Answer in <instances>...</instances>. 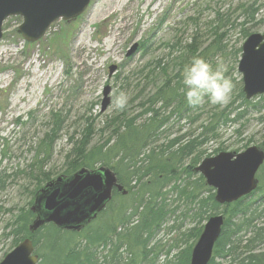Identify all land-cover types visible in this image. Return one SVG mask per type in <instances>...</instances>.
I'll return each instance as SVG.
<instances>
[{
    "label": "trees",
    "instance_id": "trees-1",
    "mask_svg": "<svg viewBox=\"0 0 264 264\" xmlns=\"http://www.w3.org/2000/svg\"><path fill=\"white\" fill-rule=\"evenodd\" d=\"M253 5L242 8L244 20L240 22L218 13L210 25L211 38L199 28L190 42H172L177 56L167 62L157 58L133 72L137 75L132 88L135 94L124 110L105 120L101 131L109 136L104 143L93 145L95 127L90 117H86L84 127L69 136L63 175L70 176L81 168L107 166L129 188V194L115 193L106 209L81 231L62 230L50 223L32 232L35 214L29 206L38 191L34 193L35 189L27 207L9 227L13 247L30 237L39 255L38 264H190L191 250L204 222L222 214L224 225L210 264H264V253H257L264 245V163L257 188L224 205L216 201L214 189L195 171L207 157L202 147L219 135L221 127L239 123L248 112L264 113V95L247 100L238 86L236 99L230 104L204 112L205 104H187L180 76L191 57H204L213 63L217 55L224 53L229 29L255 21L260 6ZM243 30L247 38L251 33L245 27ZM241 51V47L233 51L238 60ZM166 110H170L167 115ZM194 111L196 115H191ZM204 114L209 117L203 121ZM173 117L177 122L192 117L191 122H200V131L196 134L193 129L169 138ZM51 118L48 131L37 140L34 150L30 147L35 151L31 162L10 174L7 169L0 171V191L5 190L11 177L22 178L40 189L57 176L49 164L66 117L56 112ZM259 147L264 150V140ZM133 179L134 185L130 184ZM116 196L120 201L114 205ZM180 210L181 215H177ZM188 218L196 225L184 231L183 222L172 225L170 230L175 229L178 237L166 247L158 243V235L171 219Z\"/></svg>",
    "mask_w": 264,
    "mask_h": 264
},
{
    "label": "rangeland",
    "instance_id": "rangeland-1",
    "mask_svg": "<svg viewBox=\"0 0 264 264\" xmlns=\"http://www.w3.org/2000/svg\"><path fill=\"white\" fill-rule=\"evenodd\" d=\"M247 4L260 6V10L255 21L244 27L250 33L264 34V0H92L78 18L56 20L42 38L32 43L24 41L18 33L22 18L9 17L4 22L0 41V137L4 138L0 139V171L7 169L10 174L30 163L35 154L30 147L34 150L37 140L48 131L52 113L60 112L66 122L49 165L56 177L61 176L64 155L70 148L67 140L84 127L86 117L94 121L93 145H101L108 138V132L101 129L105 120L119 111L114 106L117 92L123 91L129 100L134 96L132 88L137 75L133 72L157 58L167 62L177 56L172 42L177 39L182 44L190 42L199 28L211 38L210 25L218 13H225L237 22L244 20L242 8ZM244 27L229 29L224 41L226 50L213 62L223 64L226 76L234 81L235 87L241 88L239 60L233 51L246 39ZM134 44L139 45L138 50L128 57L126 54ZM112 65L117 69L111 75ZM128 83L132 84L128 86ZM107 86L111 88V100L102 111ZM236 95L234 88L230 103ZM202 104H205L204 112L220 106L209 103L207 97ZM169 111L164 112L167 115ZM195 112L191 115H196ZM262 115L248 112L239 123L221 127L219 135L202 147L205 156L222 151L239 153L250 146H260L264 140ZM208 117L204 114L203 121ZM191 118L177 122L173 117L169 138L193 129L197 134L200 122H191ZM216 149H219L217 153ZM130 184L134 185L135 179ZM37 190L40 189L32 183L11 177L5 190L0 191V261L15 247L8 235L10 225ZM119 201L116 196L114 205ZM177 215H181V210ZM181 219L168 222L157 237L158 243L166 247L178 237L175 229L170 230L172 225L183 222V231L196 225L189 218ZM257 253H264V245L258 247Z\"/></svg>",
    "mask_w": 264,
    "mask_h": 264
},
{
    "label": "water",
    "instance_id": "water-1",
    "mask_svg": "<svg viewBox=\"0 0 264 264\" xmlns=\"http://www.w3.org/2000/svg\"><path fill=\"white\" fill-rule=\"evenodd\" d=\"M92 0H0V41L3 38L4 22L12 16L22 18L18 33L29 43L42 38L56 20L71 21L89 7ZM134 44L127 56L137 52ZM238 72L242 75V91L247 100L264 95V34L252 33L242 44ZM115 65L110 66L112 75ZM111 88L104 89L101 110L109 103ZM264 163V150L250 146L242 152L222 151L206 157L196 167L208 186L215 189V199L220 204L232 203L249 195L258 186L257 173ZM119 191L117 176L107 167L82 168L70 177L59 176L48 182L37 194L31 210L36 218L30 225L35 232L48 223L60 229L79 231L102 212L112 198V190ZM127 192L124 190L123 192ZM224 224L223 215L211 216L195 243L190 264H209L214 245L219 239ZM33 240L28 237L5 255L0 264H38Z\"/></svg>",
    "mask_w": 264,
    "mask_h": 264
},
{
    "label": "clouds",
    "instance_id": "clouds-1",
    "mask_svg": "<svg viewBox=\"0 0 264 264\" xmlns=\"http://www.w3.org/2000/svg\"><path fill=\"white\" fill-rule=\"evenodd\" d=\"M227 69L223 64L213 63L204 57L193 56L180 71L182 89L189 106L201 105L205 97L212 105L226 106L232 99L235 88L234 81L225 75ZM129 102L128 96L119 91L115 95L114 106L124 110Z\"/></svg>",
    "mask_w": 264,
    "mask_h": 264
},
{
    "label": "flooded vegetation",
    "instance_id": "flooded-vegetation-1",
    "mask_svg": "<svg viewBox=\"0 0 264 264\" xmlns=\"http://www.w3.org/2000/svg\"><path fill=\"white\" fill-rule=\"evenodd\" d=\"M20 121V120H19ZM115 193H117V190L114 188L113 189V191H112V194L114 195ZM217 215V214H216ZM224 217V216H223ZM208 220V219H207ZM206 220V221H207ZM205 221V222H206ZM204 225H205V223L203 224V228H204ZM224 225V224H223ZM222 229H223V226H222ZM203 230V229H202ZM202 232V231H201ZM201 234V233H200ZM200 236V235H199ZM199 238V237H198ZM198 240V239H197ZM196 243V242H195ZM217 243V242H216ZM216 245V244H215ZM215 248V247H214ZM213 255H214V250H213V254H212V258H213ZM212 258H211V260H212ZM211 262V261H210ZM210 264V263H209Z\"/></svg>",
    "mask_w": 264,
    "mask_h": 264
}]
</instances>
